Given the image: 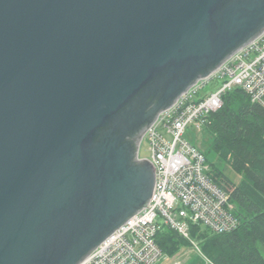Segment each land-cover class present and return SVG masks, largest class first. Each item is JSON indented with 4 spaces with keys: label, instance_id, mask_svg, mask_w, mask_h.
I'll return each mask as SVG.
<instances>
[{
    "label": "water",
    "instance_id": "obj_1",
    "mask_svg": "<svg viewBox=\"0 0 264 264\" xmlns=\"http://www.w3.org/2000/svg\"><path fill=\"white\" fill-rule=\"evenodd\" d=\"M263 27L264 0H0V264H79L147 207L125 136Z\"/></svg>",
    "mask_w": 264,
    "mask_h": 264
},
{
    "label": "built area",
    "instance_id": "obj_2",
    "mask_svg": "<svg viewBox=\"0 0 264 264\" xmlns=\"http://www.w3.org/2000/svg\"><path fill=\"white\" fill-rule=\"evenodd\" d=\"M214 80L216 87L204 92ZM235 87L264 106V27L158 114L138 148L141 158V143L149 141V159L156 166L153 196L147 207L116 228L79 264H156L166 254L156 240L164 226L190 241L212 263L192 236V226L222 234L238 228L241 218L235 214L231 191L213 180L206 154L186 132L190 124L199 130L205 127L208 115L222 107L224 94Z\"/></svg>",
    "mask_w": 264,
    "mask_h": 264
},
{
    "label": "trees",
    "instance_id": "obj_3",
    "mask_svg": "<svg viewBox=\"0 0 264 264\" xmlns=\"http://www.w3.org/2000/svg\"><path fill=\"white\" fill-rule=\"evenodd\" d=\"M161 96L162 92L157 93L152 100ZM223 101L220 109L208 115L205 128L212 135V150L241 175V180L234 184L213 168L212 178L231 191L241 224L222 234L193 225L192 236L200 240L210 264H264V106L252 102L240 87L227 91ZM156 240L171 256L190 243L168 226L162 227Z\"/></svg>",
    "mask_w": 264,
    "mask_h": 264
},
{
    "label": "rangeland",
    "instance_id": "obj_4",
    "mask_svg": "<svg viewBox=\"0 0 264 264\" xmlns=\"http://www.w3.org/2000/svg\"><path fill=\"white\" fill-rule=\"evenodd\" d=\"M217 84V80L209 83L204 92L212 91ZM186 137L206 154L208 160L213 163L211 166L215 171L223 172L227 177H229V179H231L232 183L234 184L240 182L241 175L233 170L231 165L226 160L220 158L219 155L212 150V135L204 126L201 130H199L194 124H190L186 132ZM139 156L141 158H150L151 156V152L149 150V141L147 139H144L141 143ZM228 186H230V184H228ZM195 239L199 240L198 238ZM175 261H179L182 264H195L200 262L208 263L201 257L200 253L194 248L191 242L189 245L181 247L179 252L172 256L165 254L156 264H173Z\"/></svg>",
    "mask_w": 264,
    "mask_h": 264
},
{
    "label": "flooded vegetation",
    "instance_id": "obj_5",
    "mask_svg": "<svg viewBox=\"0 0 264 264\" xmlns=\"http://www.w3.org/2000/svg\"><path fill=\"white\" fill-rule=\"evenodd\" d=\"M148 122H149V119L148 120L146 119L143 122V124L140 125V127L137 130H132L129 134H127L125 136L124 142L125 143L127 142L129 144V147H130L131 152L132 153L134 152L133 153L132 162L133 163H136V164L137 163H140V158L138 157V155L136 154V152L133 151V145L137 144L138 139L144 134V131H145L146 127H147ZM145 164H146L145 166L148 169L151 170V183H153L154 182V179H155L154 178L155 177V168H154L153 164L150 161H147L146 160V163Z\"/></svg>",
    "mask_w": 264,
    "mask_h": 264
}]
</instances>
